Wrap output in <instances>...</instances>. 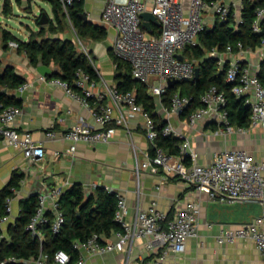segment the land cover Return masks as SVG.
Returning a JSON list of instances; mask_svg holds the SVG:
<instances>
[{"label":"built area","instance_id":"built-area-1","mask_svg":"<svg viewBox=\"0 0 264 264\" xmlns=\"http://www.w3.org/2000/svg\"><path fill=\"white\" fill-rule=\"evenodd\" d=\"M76 1L80 0H60L63 11L67 13L68 8ZM224 1L209 3L206 0H189L188 7L185 8L182 0H105L98 23L106 29L114 30L111 47L113 55L129 64L131 77L146 86L147 91L154 97L156 106L161 107L168 115L185 116L187 125L191 127L201 122H212L226 133L245 132L251 128L264 129V85L257 74L250 73L243 65L242 56L249 50L243 49L241 43H237L236 53L231 46H227L223 52L212 47L207 54L216 56L220 66L227 63L225 80L232 84L231 92L237 97H246V102L250 105V121L247 128L230 124L225 108L227 98L213 84L201 94L200 105L191 111H187V108L192 99L178 91L170 96L168 108L162 105V96L169 88V80H177L178 83L195 77L194 71L198 67V61L184 56L183 52L186 48L196 46L199 43L198 35L213 24H207L205 11L212 8L213 14L219 20L227 17L230 7ZM145 11L151 12L159 22L158 27L152 26L151 32L142 27L140 15ZM263 16L264 4L255 9V32L260 31ZM8 45L12 48L18 46L15 41H10ZM261 46H264V38L261 40ZM83 52L93 63L87 49H83ZM177 54H181L183 59H178ZM39 79L62 87L68 96L89 110L95 125L100 127L93 129L76 122L62 133L46 131L50 139L70 141L71 151L75 150L78 142L97 144L110 141L117 127L128 130L130 117L134 113H140V125L154 151L152 154L148 153L141 162L135 157L137 177L141 170H148L160 173L164 179L178 177L197 190L206 191L211 201L259 202L264 206V155L256 160L245 150H227L214 152L209 161L199 163L188 139L181 141L177 154H168L155 144L158 136L157 122L137 102L135 91H122L115 85L97 89L98 81L80 68L76 71L74 82L77 91H73L66 81L57 77L39 75ZM28 87L29 83L23 82L15 92L20 95ZM20 114L21 108L17 105L0 109V139L4 144L21 150L30 162L37 163L44 158V149L40 143L33 141L29 132L16 128L15 120ZM171 125L170 122L165 124L161 130L162 135L172 134L181 138ZM65 185L67 183H58L48 192L37 194L38 204L26 229L39 240L40 249L43 242L40 227L49 223L51 231L59 233L65 222L59 203ZM96 186L92 184V189ZM10 190L14 196L5 200L6 214L0 215L1 229L10 217L11 203L19 192L13 186ZM115 197L113 218L119 225V229L114 231L116 239L110 240L94 232L86 240H76L72 243L73 249L79 252L77 258L72 260L70 253L60 249L53 253L52 264H85V256L88 254L124 252L127 244L131 245L135 239L140 238H146V250L159 251L163 258L169 252H183L187 239L197 236L200 209L195 201L187 200L184 208L177 210L172 216H168L152 201L145 209L137 208L132 217L128 218L129 209L125 198L118 193H115ZM47 203L50 204L49 209ZM47 211L51 212V218L47 216ZM215 239L220 244L249 239L256 249L264 254V211L262 215L237 227L220 228ZM48 259V255L40 253L39 257L31 262L48 264Z\"/></svg>","mask_w":264,"mask_h":264},{"label":"crops","instance_id":"crops-1","mask_svg":"<svg viewBox=\"0 0 264 264\" xmlns=\"http://www.w3.org/2000/svg\"><path fill=\"white\" fill-rule=\"evenodd\" d=\"M9 1L12 15H5L1 8L3 1L0 0L1 27L13 34L4 21L11 19L13 15L21 18L30 14L35 23L32 14L36 16L38 8L34 11L32 5L36 4V0ZM217 1L211 0V2ZM243 1L225 0L224 2L239 19ZM182 2L187 8L189 0ZM104 3L105 0H83L84 11L90 21L99 22ZM215 19L212 8L205 11L207 24H212ZM37 30L36 23L34 28L26 25L25 31H21L24 37L20 39L26 41L30 31ZM108 31L110 34L103 41L87 43L88 52L93 58V65L99 76L97 89L115 85V64L111 48L115 32L113 29H107ZM46 35L72 40L67 30H61L56 34L47 32ZM242 58L243 65L250 73L257 74L264 65V46L248 51ZM0 60L4 65L13 66L15 72L29 83V87L20 95L15 92L16 88L13 90L21 100V114L15 120V126L19 131L29 132L33 141L40 143L45 152L41 161L30 162L21 150L4 144L0 139V189L8 184L13 172L23 174L18 195L11 203L10 221H14L18 216L20 199L32 194L48 192L58 183H67L65 189L72 184H80L86 193L91 192L92 184L106 187L125 198L129 209L128 218L132 217L137 208L145 209L152 201L157 203L160 210L172 216L177 210L184 208L187 200H192L200 209L197 236L187 239L183 252H169L162 258L159 251L146 250L144 245L146 238H140L135 239L131 245L127 244L124 252L88 254L85 256V264H264V254L256 249L251 240L238 239L233 243L220 244L215 239L220 228L237 227L262 215L264 211L262 204L211 201L206 191H199L178 177L164 179L160 173H152L148 170H141L137 177L135 157L138 162L145 160L152 146L140 125L142 122L140 113H134L130 117L128 130L117 127L110 141L97 144L78 142L75 150L71 151L70 141L50 139L46 131L54 130L62 133L76 122L93 129H100L95 125L89 110L68 96L62 87L41 81L25 53L9 45L5 46L1 36ZM49 67L58 70L53 65ZM155 113L157 120L172 124L174 130L181 135V140H189L199 163L209 161L214 152L227 150H245L256 160L264 155L262 128L226 133L212 122H201L191 127L187 125L185 116L168 115L158 106ZM46 206L49 209L50 204L47 203ZM108 238L116 239L114 231Z\"/></svg>","mask_w":264,"mask_h":264},{"label":"trees","instance_id":"trees-1","mask_svg":"<svg viewBox=\"0 0 264 264\" xmlns=\"http://www.w3.org/2000/svg\"><path fill=\"white\" fill-rule=\"evenodd\" d=\"M2 1V13L11 14L10 1ZM47 1L51 5L52 16L47 15L49 20L46 24H38L42 12L37 14L34 20L38 30L30 31L26 41L0 26L2 43L8 46L10 41H15L18 44L16 49L25 53L30 65L34 68L40 64L57 67L58 70L49 77H57L66 81L73 91L78 90L74 82L76 71L79 68L98 81L97 69L83 51L76 49L71 39L48 37L46 34L47 32L56 34L63 31V20L66 19L80 39L103 41L108 35L106 27L83 19L81 16V13L84 12L83 0L76 1L68 8L67 13L63 11L60 0ZM206 2L210 3L211 0H206ZM263 4L264 0H244L239 19L235 17L230 8L225 19L216 18L210 27H206L198 35L199 43L186 48L183 52L184 56L195 58L198 61V77L181 80L172 88H168L162 96L164 107L170 106V96L178 91L181 95L192 99L187 108V111H191L200 105L201 94L213 84L227 98L225 108L228 111L230 124L243 128L249 126L250 105L246 102L245 96L237 97L231 92L232 84L225 80L227 63L220 66L217 57L208 55L207 52L212 47L223 52L227 46H231L233 52L236 53L238 51L237 43H241L242 48L249 51L261 46V40L264 38V20L260 21L259 32L253 30V21L255 9ZM112 57L115 64V86L122 91H135L137 102L157 122L158 136L155 139V144L168 154H177L182 140L172 134L162 135L161 130L166 123L155 118L156 102L154 97L147 91L144 84L131 77L130 66L127 62L116 58L113 53ZM257 77L264 85V65L257 73ZM23 82H25L24 77L17 74L13 66L4 65L0 60V109L9 105L20 107L21 100L13 90ZM153 151L154 148L151 146L150 153L152 154ZM22 178V173L13 172L8 184L0 189V215L6 214V198L14 196L10 188L13 186L19 190ZM59 203L65 216V222L59 233H53L49 223L40 227L43 234L42 248L40 249L39 240L26 229L38 204L37 195L20 199L18 216L5 230L0 228V264L2 262L4 264H24V262L37 259L40 253L48 255V262L51 263L53 253L60 249L70 253L74 260L79 255V252L72 247L74 241H84L94 232L110 237L113 231L119 229V225L113 218L116 208L115 193L102 186L97 185L91 192L86 193L80 184H72L61 193ZM46 214L48 217H52L50 211H47ZM11 258L15 260H9Z\"/></svg>","mask_w":264,"mask_h":264},{"label":"rangeland","instance_id":"rangeland-1","mask_svg":"<svg viewBox=\"0 0 264 264\" xmlns=\"http://www.w3.org/2000/svg\"><path fill=\"white\" fill-rule=\"evenodd\" d=\"M37 8H38L37 14H39L40 12L46 13L48 16H50L52 14L50 4L47 1L36 0V4L32 5V10L37 11ZM29 10L30 9H28V11ZM26 15H27V17L25 16V17H21V18H20V16L17 17L16 15H13V17L11 19L4 20L8 24V27L12 31V33L21 39L24 37L23 32L25 31L26 25H30L32 28L35 27V23H34V21H32L31 15L30 14H26ZM32 16L35 17L34 14H32ZM63 22H64L63 23V29L67 30V33H69V35L71 36L72 41L74 42L76 49L78 51H83V49H87V47H88L87 43L89 41H92V40L80 39L76 35V32L74 31L70 22L67 21L66 19L63 20ZM21 31H23V32H21ZM108 34H110V31H108ZM87 51H88V49H87Z\"/></svg>","mask_w":264,"mask_h":264},{"label":"water","instance_id":"water-1","mask_svg":"<svg viewBox=\"0 0 264 264\" xmlns=\"http://www.w3.org/2000/svg\"><path fill=\"white\" fill-rule=\"evenodd\" d=\"M81 16L83 17L84 20H89L85 11L83 13H81ZM140 17L142 18V27L149 32H151L152 26H156V27L159 26V22L157 21L155 16L149 11L142 12ZM48 20H49V17L47 16V14L42 13L41 18L38 21V24L44 25L48 22ZM177 58L180 60L183 59L181 54H177ZM35 70L37 71V73L39 75H43V76H47V77L51 76V74L53 72H55V70H52L49 66L42 65V64L36 66ZM198 74H199V68L196 67L195 71H194V76L198 77ZM176 83H177V80H169L167 82L169 88H172ZM3 91H5V89H3ZM109 191L112 193H115L112 190H109ZM32 195H34V194H32ZM32 195H30V196H32ZM11 222H13V221H10V218H9L8 221L2 226V229L5 230ZM24 264H32V262L27 261V262H24Z\"/></svg>","mask_w":264,"mask_h":264}]
</instances>
